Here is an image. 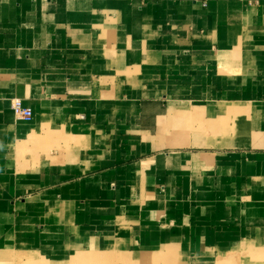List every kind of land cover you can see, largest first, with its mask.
<instances>
[{"label": "crops", "instance_id": "1", "mask_svg": "<svg viewBox=\"0 0 264 264\" xmlns=\"http://www.w3.org/2000/svg\"><path fill=\"white\" fill-rule=\"evenodd\" d=\"M87 253L264 264V0H0V264Z\"/></svg>", "mask_w": 264, "mask_h": 264}, {"label": "rangeland", "instance_id": "2", "mask_svg": "<svg viewBox=\"0 0 264 264\" xmlns=\"http://www.w3.org/2000/svg\"><path fill=\"white\" fill-rule=\"evenodd\" d=\"M96 256V257H95ZM101 258V260H100ZM17 264V263H16ZM18 264H107V257H100L98 255H94L92 253H87V255L83 257H79L77 255H73L68 259H60V258H48L47 256H28L21 257L19 259Z\"/></svg>", "mask_w": 264, "mask_h": 264}, {"label": "built area", "instance_id": "3", "mask_svg": "<svg viewBox=\"0 0 264 264\" xmlns=\"http://www.w3.org/2000/svg\"><path fill=\"white\" fill-rule=\"evenodd\" d=\"M207 0H203V3L206 4ZM12 110L14 114L24 120H31L33 118V111L30 107L24 105L23 100L19 97H14L12 99Z\"/></svg>", "mask_w": 264, "mask_h": 264}]
</instances>
